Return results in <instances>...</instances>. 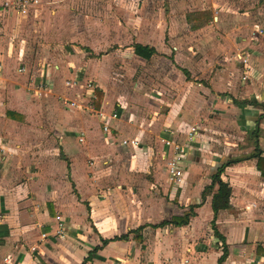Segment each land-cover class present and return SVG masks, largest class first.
<instances>
[{
  "label": "crops",
  "instance_id": "0c3cea01",
  "mask_svg": "<svg viewBox=\"0 0 264 264\" xmlns=\"http://www.w3.org/2000/svg\"><path fill=\"white\" fill-rule=\"evenodd\" d=\"M39 1L0 16V260L220 264L226 246L222 264H264V177L248 159L264 158L263 111L254 106L264 99V57L249 55L246 81L235 61L212 74L217 59L248 53L264 35L217 42L231 0L213 9L205 0H62L71 8L64 16ZM137 45L155 54L145 60ZM66 99L117 112L112 135ZM192 127L185 178L170 184L172 150L162 140L185 144ZM133 139L138 147L122 145ZM230 159L248 160L222 174L231 207L215 218L218 186L205 191ZM193 207L189 225L169 223Z\"/></svg>",
  "mask_w": 264,
  "mask_h": 264
},
{
  "label": "built area",
  "instance_id": "2783aa9c",
  "mask_svg": "<svg viewBox=\"0 0 264 264\" xmlns=\"http://www.w3.org/2000/svg\"><path fill=\"white\" fill-rule=\"evenodd\" d=\"M39 2H40L39 0H2V2H0V16L4 11L11 9L25 12L29 8L38 5ZM263 35H264V29L258 28L253 35L254 37L253 39L257 40ZM250 60L251 58L249 55L245 53H237L234 54L232 58L225 59V62L227 63L228 61L229 62L235 61L236 63L242 64L244 69L246 70L244 73L243 80L246 81L248 79V72L250 71ZM23 71L24 68L21 67L19 69V72H23ZM67 84L70 85L69 82ZM66 103H69L80 110H84L91 114L96 115L104 125L103 129L105 135H112V126L110 125V123L113 121L120 120V115L117 112L108 114L102 110H96L92 106H84V105H79L77 103H72L69 99H66ZM197 135H198L197 127H192L187 133V140L185 144H180L174 140L167 138L162 140L164 145L172 150V156L167 160V166H166L168 181L170 184L180 185L183 182L187 172V166H186L187 156L189 154L191 145L196 143ZM122 145L125 146L132 145L134 147H138L139 141L137 139L122 140ZM2 220H3V216L0 215V221ZM66 230L67 229L65 224L63 222H60L58 224L57 235L64 237L67 232ZM0 264H16V263L12 260L11 257L6 256L0 260Z\"/></svg>",
  "mask_w": 264,
  "mask_h": 264
},
{
  "label": "rangeland",
  "instance_id": "374dc122",
  "mask_svg": "<svg viewBox=\"0 0 264 264\" xmlns=\"http://www.w3.org/2000/svg\"><path fill=\"white\" fill-rule=\"evenodd\" d=\"M62 0H49L48 5H45V8L48 9H55V11L63 10V14L67 15L71 8L69 6H65L64 8L59 7L57 5H63ZM100 2V1H99ZM206 8L208 9L211 7L213 9V4L215 0H205ZM231 3L234 4V9L230 10L228 12H225L228 16L224 17V22L222 29L220 30V33L222 37L217 38V42H219L222 45H225L226 43H230V40H233L234 42L241 41L243 39L250 41V38L254 35L256 30L258 29V25L264 27V0H231ZM163 2H161V5H158V9H156L157 13H161L162 10H160ZM114 5V4H113ZM115 10H117L116 5H114ZM190 10V8H188ZM248 13V14H244ZM157 14L156 18L159 20L162 16ZM232 36V37H231ZM262 39V38H261ZM260 39V40H261ZM259 40V42H260ZM258 42V44H259ZM257 44V45H258ZM67 45V44H65ZM250 45V44H249ZM252 45V44H251ZM250 51L246 53L247 55H250L253 53L257 56H263L264 57V44L258 45L256 48L249 47ZM226 57H229L228 55L221 56L219 59H217V63L215 62L213 66V76H219L224 73H229L228 67L230 68V64L225 62ZM231 70V69H230ZM258 74H262V76H258L257 79L264 83V60L263 63L260 64V67L258 68ZM255 79L256 81H259ZM245 134L243 135V138L245 141L248 142V145H251L254 143V139L251 137V135L247 131H243ZM237 138H239L236 135ZM260 137L264 139V130L260 129ZM255 152V151H254ZM252 152V154L254 153ZM250 154V155H252ZM249 155V156H250Z\"/></svg>",
  "mask_w": 264,
  "mask_h": 264
},
{
  "label": "trees",
  "instance_id": "16d2710c",
  "mask_svg": "<svg viewBox=\"0 0 264 264\" xmlns=\"http://www.w3.org/2000/svg\"><path fill=\"white\" fill-rule=\"evenodd\" d=\"M136 53L141 58H143L145 60H150L152 58V56L155 54V50L152 48H149V47L137 45L136 46ZM97 93H98L99 97H102L100 92L97 91ZM250 158L258 159L257 169L261 173L262 177H264V158L261 155H259L258 153H255L254 155H252L248 159H250ZM248 159H230V160L226 161L224 164H222V166L219 168L217 174L213 176V178H212L213 183H212L211 187L206 189L204 196L206 197V195L208 193H210L216 185L218 186V191L216 194H214L213 203H212L215 218L217 217L219 212H221L223 210H228L231 207L230 198L232 196V188H231L229 183L224 182L222 180V178H221L222 174L225 172L226 168H228L232 165H235V164H239V163H241L245 160H248ZM194 208L195 207H193L191 209V211H189L188 213H185V215L182 217L173 218L169 223L172 224L173 226H176V227H182V226L189 225L191 218L193 216H195ZM169 223L165 222V223H163V225L169 224ZM140 230H142V228L138 229L137 231L140 232ZM131 233H133V232H131ZM215 233L222 242H225V239L218 233V231L216 229H215ZM127 239H128V235L122 236L120 238H118V237L116 238V240H127ZM107 243H108L107 241H104V244H107ZM227 254H228L227 253V247L225 246L224 247V254L219 261L220 264H222L225 261Z\"/></svg>",
  "mask_w": 264,
  "mask_h": 264
},
{
  "label": "flooded vegetation",
  "instance_id": "af4514ba",
  "mask_svg": "<svg viewBox=\"0 0 264 264\" xmlns=\"http://www.w3.org/2000/svg\"><path fill=\"white\" fill-rule=\"evenodd\" d=\"M254 106L260 108L263 111V115H264V99L261 100L260 102H258V101L255 102ZM263 115L260 116V119H262L264 117Z\"/></svg>",
  "mask_w": 264,
  "mask_h": 264
}]
</instances>
